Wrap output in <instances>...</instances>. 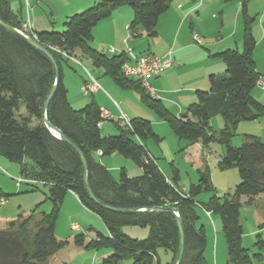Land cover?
<instances>
[{"label": "trees", "instance_id": "trees-1", "mask_svg": "<svg viewBox=\"0 0 264 264\" xmlns=\"http://www.w3.org/2000/svg\"><path fill=\"white\" fill-rule=\"evenodd\" d=\"M247 1H240L241 49L225 48L213 54L222 60L223 73L210 74L208 89L196 90V100L179 115L172 114L160 99L149 95L138 80L123 74L121 65L127 60L124 52L108 56L90 44L92 27L122 6L132 10L128 26L132 36H139L142 31L155 37L158 17L168 8L170 0H97L92 6L70 15L61 30L33 33L32 36L52 53L58 66L59 78L46 118L83 153L92 194L101 202L122 210L104 208L89 196L80 155L53 136L42 121L43 102L55 79L52 63L24 38L0 25V155L17 163L19 174L32 180L34 186L35 183L45 186L46 198L52 204L49 212H39L37 217L33 210L6 222L5 228L0 229V264H46L49 257L69 244L57 238L54 232L59 206L68 191L106 226L107 236L96 232L88 240L82 233L72 238L73 244L81 249L106 248L108 254L100 264H118L125 257L131 259V264H162L159 250L167 256L164 264H175L179 252L176 221L168 212L140 210L154 206L171 207L182 221L184 246L180 264L204 262L206 236L203 225L198 224V208L220 219L226 245L225 264H259L264 260V221L258 225L262 232L255 234L253 250H250L242 246L239 212L241 196L250 205L257 195L264 193V142L257 136L244 134L239 146L229 145L239 121L256 119L264 112V104L252 95L259 74L253 59L254 17L247 11ZM0 18L21 29L22 22L10 9L8 0H0ZM51 45L68 50L75 57L89 58L92 66L101 68L103 75L116 85L134 89L146 108L185 142L182 147L191 143L205 146L215 140L209 122L212 116L219 114L223 127L217 139L224 146V152L217 167L220 170L236 167L238 183L222 197L213 192L207 201L200 202L196 199L198 194L214 189L207 166L197 169V182L181 191L178 168L170 162L171 175L166 178L146 149L148 139L160 140L149 120L133 117L129 119V127L116 122L117 134L102 135L96 126L102 119L101 110L93 100L78 109L68 102L62 68L69 60L50 49ZM20 103L24 104L26 115L19 113ZM97 150L101 151L100 156L116 152L130 159L141 173L130 177L120 168L119 178L115 180L94 158L93 152ZM127 225L148 227V234L143 239L132 238L122 230Z\"/></svg>", "mask_w": 264, "mask_h": 264}, {"label": "crops", "instance_id": "crops-1", "mask_svg": "<svg viewBox=\"0 0 264 264\" xmlns=\"http://www.w3.org/2000/svg\"><path fill=\"white\" fill-rule=\"evenodd\" d=\"M96 1L97 0H8L10 9L17 14L18 19L22 23L26 20L29 21L32 32L53 29L60 30L63 28V22L70 15L92 6ZM213 2V0H170L168 8L158 17L156 25L157 34L153 37V42L146 44V46H144L143 43H138L133 40L130 41L128 26L132 19V10L129 9L130 7L127 8V6H122L115 9L109 17L100 20L92 27V40L90 44L98 52L109 56L124 52L128 47L134 49L136 46V50H134L138 51V54L151 53L160 58L168 57L170 60L169 66L159 75L151 77L149 79V84L154 89L156 97L160 99L166 108L172 114L179 115L189 103L196 100V90L208 89V76L217 71V69L220 70L224 68L222 60L213 54L225 48L241 49L243 29L242 21L239 17L241 2L235 5L232 13H228L227 15L224 14L222 9L220 14L216 15V9L213 7L211 8V17L219 20L220 28L217 36H215V33L209 32L205 26L202 25L203 15L206 18V10ZM259 6L263 7L261 11H264V0H260L258 7ZM254 10L253 4L249 3L247 9V11H249L248 13L251 14V11ZM257 11L258 8L255 10V13H257ZM251 30L255 39L253 59L259 74V80L262 82L261 85L256 84L252 90V95L257 101L264 104V12L259 16L256 15V20L252 24ZM192 33H196L202 39L201 44H196L192 40ZM69 63L70 61L68 64ZM62 73L66 88H68L70 84L72 87H75V90L71 92L67 89V99L70 105L73 107H75V105H80L79 107H82L81 105L88 103L89 100L83 97L79 90L83 82L86 81L87 75L82 73L78 74L76 68L72 70L65 68V66L62 68ZM91 74L97 79L101 88L90 94V98L98 105L100 110H106L108 112L109 116L104 120L112 122L116 126V121L114 119L119 116L120 112L126 117L128 116L127 119L132 117H146V119L151 122L153 130H156V134L159 135L160 133L158 132L159 130H157L159 129L158 126L161 129L164 128V132L166 131L170 134L171 130H165L166 127H163L166 123L156 115H152L154 113L144 111L143 109L139 110L140 112L128 110L126 113L121 105H115L116 107L114 108L113 103H111L105 95V89L116 94L118 91L115 83L107 75H103L102 77L103 73L101 68H97V71L91 72ZM84 96L86 95L84 94ZM104 120L100 127V133L102 135L113 134L115 131L111 127V123L107 124ZM117 124L120 125V123ZM236 127L241 135H254L264 142V112L256 119L239 121ZM171 134L173 133L171 132ZM243 140L244 137L242 141ZM179 145L180 141H177L173 147H178L180 149ZM145 146L148 152L156 159L159 169L166 178H170L171 170L169 163L172 162L175 165L174 159L171 158V160L168 161L167 169L161 168L158 163L159 157L162 156V159L165 161L169 159V156L159 154L150 144L148 145L147 141L145 142ZM93 156L108 169V171L110 169L117 171L118 169L120 170V168H124L127 175L130 177L137 176L141 173L137 165L131 167L128 159L118 153L113 152L110 154L111 157L104 159H102L103 156L96 154V152H93ZM126 167L130 168V172H128V168ZM200 168H202V165L199 164L196 168V173L197 169ZM178 173L180 174L179 169ZM227 189L226 191H229L232 187L228 186ZM257 197L258 195L256 198ZM256 198L250 205H254ZM66 200L76 207H79V200L73 192L68 191L65 194L64 201ZM245 200L246 199H244L243 202L246 204ZM6 204L7 200H5L2 205L5 206ZM252 214L251 229L248 230L247 233L243 232L242 234V246L246 248L253 244L255 234L258 231L262 232L258 225L264 221V212H261L259 215H255V213ZM205 215L210 217L212 226H206L201 223L204 227L206 236L204 253L208 250L204 260L206 263L210 264H223L226 262L225 239L224 237L222 239L221 235H219L218 221L211 217L212 214H207L205 212ZM9 217L10 216H5L2 219L6 221L10 219ZM99 227V229L102 227L106 230V226L103 227L102 224H100ZM69 230L74 232L81 231V229L73 230L71 224L69 225ZM122 230L126 231L129 236L134 237H139L137 236L141 235L139 232L143 233L145 231V229H143L144 231H138V229H132L130 227H123ZM81 232L83 233V231ZM246 234L248 236L251 235V240L246 239ZM59 252L51 256L50 260L55 262L59 261L60 264H67V255H62V250ZM107 254L108 252L106 251L102 253L96 252L94 259L101 261ZM85 263L86 262H78L74 264Z\"/></svg>", "mask_w": 264, "mask_h": 264}, {"label": "rangeland", "instance_id": "rangeland-1", "mask_svg": "<svg viewBox=\"0 0 264 264\" xmlns=\"http://www.w3.org/2000/svg\"><path fill=\"white\" fill-rule=\"evenodd\" d=\"M213 4L207 8L206 13L207 16L206 18L203 15L202 19V25L205 26V28L209 32L215 33V36L218 35L219 32V20L216 18L211 17V8L216 9V15L220 14L221 9L223 10L224 14L227 15L228 13H232L233 9L235 8V5L239 4L241 0H213ZM252 3L255 10L258 8L257 13L254 11H251L252 13L249 15L254 17L253 23L256 20V15L259 16L261 13L264 11H261V6L258 7V4L260 3V0H248L247 1V9H248V4ZM128 8V6H127ZM131 9V8H129ZM249 12V11H248ZM253 14V15H252ZM239 17L241 19V14L239 10ZM132 18V17H131ZM56 31L55 29H53ZM61 30V29H60ZM157 31V30H156ZM130 33V32H129ZM128 33V34H129ZM139 36H132L129 34L130 41L133 40L138 43H143L144 46L146 44H150L153 42V37L147 36L145 33L140 31ZM216 38V37H215ZM202 40V39H201ZM133 43V42H132ZM135 44V43H134ZM136 45V44H135ZM136 47V46H135ZM134 47V49H135ZM61 48V47H60ZM133 48L131 49L135 54H138V51H135ZM79 55V54H78ZM74 56V55H73ZM109 56V55H108ZM75 57V56H74ZM81 65H76L73 62L70 61L69 64H63L65 68L68 69H77L78 74H86L85 69H87L90 73L96 72L97 68L92 66L91 60L85 56L81 57H75ZM85 68V69H84ZM224 68L222 69H217L213 74H220L223 73ZM103 77V74H102ZM100 85V84H99ZM117 93L115 94L114 92H110L108 89H105V95L107 99L113 103L114 108L116 106L122 107L124 112H128V110L133 111V112H140L139 110L143 109L144 111H149L150 113H154L152 110L146 108V106L140 101L138 93L134 89H124L116 85ZM101 87V86H100ZM71 92L72 90H75V87L70 86L67 88ZM80 93L83 97H86V99L90 100L91 95H86L82 93L81 89L79 88ZM116 105V106H115ZM80 105H75L73 108H80ZM83 106V105H81ZM19 113L26 115V111L24 108V104L20 103L19 106ZM155 115V114H152ZM144 116V115H143ZM128 117V116H127ZM133 118V117H132ZM146 119V117H143ZM131 119V118H130ZM148 120V119H147ZM105 123L109 124L111 123V127L114 129L113 134H117L118 130L116 126L107 120H104ZM209 125L211 127L212 133L215 136V140L209 142L207 145H201V144H196V143H191L189 146H184L182 147L183 142H181L174 134H168L166 131L164 132V128L161 129L159 126L157 130H159V137L160 140L155 141L153 139H148L147 143L148 145L150 144L155 151L159 152V154H164L166 156H169V159L163 160L162 156H160L158 163L161 168H168V161L174 159L175 166L180 170V181H179V187H183L188 189L190 184H195L198 180V176L196 173V168L198 165H202V167L207 166L209 173H210V178L212 180L214 189L213 191H204L198 194L196 196V199L200 202L207 201L210 196L213 195V192L219 196L222 197L223 194L228 190V186H231L232 188L235 186V184L239 181V176L236 167H230L225 170H220L217 167V161L220 158V156L224 152V146L218 141L217 137L219 134V131L223 127V121L220 117L219 114H215L214 116L211 117ZM166 129L167 124H165ZM156 133V130H153ZM113 134H107V135H113ZM243 135L239 132L237 127L234 130V135L232 136L229 145L233 147L239 146L243 141ZM180 141V147L175 148L173 147L175 145V142ZM185 143V142H184ZM116 153V152H115ZM111 157L110 155L108 156H103L102 159L104 158H109ZM128 159V158H126ZM28 161V160H27ZM131 167H134L133 165L134 162H132L130 159H128ZM128 168V172H130V168ZM110 169V173L112 174L113 178L115 180H118L119 178V169L117 171H114ZM21 177L24 180L21 182L17 181V178ZM238 178V179H236ZM237 180V181H236ZM0 194H3L5 200H7V204L5 206H0V229H4L6 226V221L7 220H12L17 218L19 214L21 215H27L31 213L34 210V216H38L39 212H49L51 210V201L46 198L47 195V188L43 186L40 183H35V186L27 180V178L22 177L19 174V166L17 163L9 161L6 159L4 156L0 155ZM245 199L244 196H241L240 198V223L242 225L243 232L247 233L248 230L251 229L250 225H252V213H255V215H259L261 212H264V193H260L258 197L256 198L254 205H246L243 200ZM64 201V199H63ZM60 204L57 217L55 219V225H54V232L57 238L67 240L69 241V244L64 247L62 250L61 254L62 255H67L66 261L67 264H74L78 262H86L85 264H100L101 261H98L94 259L96 252L102 253L106 248H101L99 251L95 250L94 248L90 249H81L77 248L72 241V238L74 235L82 233L85 240H88L95 236L96 232H99L103 234V236H107V230L105 228L99 229L100 224L104 226V222L101 220V218L95 214L94 212L88 210L85 208L80 202H79V207H76L74 204H71L67 200L64 201ZM8 206V207H7ZM6 207V208H5ZM198 214H199V220L198 224H204L206 226H209L212 224L210 217L205 215V212L202 211L201 208L197 209ZM5 216H10V219H7L4 221L2 219ZM211 217L215 220L218 221L219 223V235H221L223 239V233L221 231V223L220 219L217 215L212 214ZM72 222H76L79 224L81 227V231L79 232H74L69 230V225ZM123 227H130L132 229H138V231H145L143 233L139 232L141 235H137L139 237H134L130 236L132 238H137V239H143L147 236L148 234V227H142V226H123ZM129 231V230H128ZM130 232V231H129ZM125 234L126 231H124ZM128 235V234H127ZM247 235V234H246ZM251 235H247L246 239L251 240ZM255 240V239H254ZM111 247V246H110ZM109 247V248H110ZM250 250L252 249V244L248 247ZM112 249V248H111ZM60 253V252H59ZM165 252L162 250H159V256H160V261L162 264H164L166 260V255L164 254ZM208 250L203 252V258L207 256ZM204 258V259H205ZM49 262L47 260L46 264H60L59 261H51V257L48 258ZM58 259V256H57ZM87 261H86V260ZM131 259L129 257H125L122 260L118 262V264H131ZM226 263V262H225ZM223 263V264H225ZM65 264V263H64ZM201 264H210L202 262ZM257 264V263H256ZM259 264H264V260L259 263Z\"/></svg>", "mask_w": 264, "mask_h": 264}, {"label": "built area", "instance_id": "built-area-1", "mask_svg": "<svg viewBox=\"0 0 264 264\" xmlns=\"http://www.w3.org/2000/svg\"><path fill=\"white\" fill-rule=\"evenodd\" d=\"M18 30L31 36L34 33L31 30L28 20L22 23L21 29ZM192 40L196 44H201V38L196 33H192ZM49 48L55 51L56 53L60 54L62 57L66 58L67 60L73 62L74 64L81 65L79 60H77L72 54H70L68 50L60 48L56 45H51ZM124 53L127 55V60L124 61V63L121 65V70L123 74L127 77H132L138 80L141 86L149 93V95H151L152 97H156L154 89L149 84V79L153 76L159 75L165 68L169 66L170 63L169 58L168 57L160 58L151 53L135 54L129 47L124 51ZM85 72L87 74V79L81 85L80 89L83 94L90 95L96 92L97 90H99L101 87L97 79L87 69H85ZM256 84L261 85L262 82L258 79ZM108 116L109 114L106 110H101V117L103 120L108 118ZM102 119L98 120L96 123V126L98 128L101 127L103 121ZM114 120L117 123H120L121 126L129 127V119H127V117L122 112H120L119 116ZM95 152L98 155L101 154V151L99 150ZM23 180L24 179L21 177L17 178L18 182H21ZM27 180L33 182L30 179ZM181 191H184L183 187L181 188ZM4 202H5V198L0 195V205H2ZM206 213L209 214L208 212ZM71 228L73 230L80 229L79 224L76 222L71 223Z\"/></svg>", "mask_w": 264, "mask_h": 264}, {"label": "water", "instance_id": "water-1", "mask_svg": "<svg viewBox=\"0 0 264 264\" xmlns=\"http://www.w3.org/2000/svg\"><path fill=\"white\" fill-rule=\"evenodd\" d=\"M0 25L5 28L6 30L16 34V35H19L20 37L24 38L29 44H31L33 47H35L36 49H38L39 51H41L43 54H45V56L50 60V62L52 63L53 65V68H54V71H55V79H54V83L52 85V87L49 89L46 97H45V100L43 102V106H42V121L44 123L45 126L48 127L50 133L55 136L56 138H59L61 140H63L64 142H66L67 144H69L73 149H75L78 154L80 155L81 157V160H82V163H83V170H84V174H83V178H84V184H85V188L89 194V196L97 203L99 204L100 206L104 207V208H107V209H111V210H122V209H117V208H114L110 205H107L103 202H101L99 199H97L91 192L90 188H89V185H88V182H87V176H86V159L83 155V153L81 152V150L68 138L66 137L65 135H63L61 133V131L59 129H57L56 127H54L49 121L48 119L46 118V111H47V106H48V103H49V100L50 98L52 97L54 91H55V88H56V85H57V82H58V66H57V63L52 55V53L48 50V48L41 44L39 41L36 40L35 37L31 36V35H28V34H25L24 32H21L19 31L17 28L5 23L1 18H0ZM236 200V199H235ZM142 211L144 210H158V211H164V212H168L170 213L175 221H176V225H177V228H178V232H179V252H178V257H177V260L175 262V264H180V261H181V257H182V253H183V246H184V241H183V228H182V221L178 215V213L176 211H174L171 207H159V206H154V207H149V208H144V209H140Z\"/></svg>", "mask_w": 264, "mask_h": 264}]
</instances>
